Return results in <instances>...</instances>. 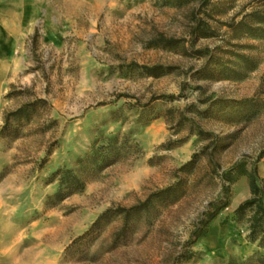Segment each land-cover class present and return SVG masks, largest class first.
Segmentation results:
<instances>
[{
	"label": "rangeland",
	"instance_id": "374dc122",
	"mask_svg": "<svg viewBox=\"0 0 264 264\" xmlns=\"http://www.w3.org/2000/svg\"><path fill=\"white\" fill-rule=\"evenodd\" d=\"M28 1L0 131L25 103L51 107L18 137L0 132V264H264L236 214L250 171L264 188V23L251 14L264 0ZM116 135L132 147L50 206L53 173Z\"/></svg>",
	"mask_w": 264,
	"mask_h": 264
},
{
	"label": "trees",
	"instance_id": "16d2710c",
	"mask_svg": "<svg viewBox=\"0 0 264 264\" xmlns=\"http://www.w3.org/2000/svg\"><path fill=\"white\" fill-rule=\"evenodd\" d=\"M251 14L257 16L259 22L264 23V14L261 15L257 10L253 11ZM199 31L200 30L197 29L194 34L197 35ZM163 40L167 45L174 44L175 42L172 39ZM33 44L35 46L38 44V33L33 36ZM138 66L143 68L144 72L148 75L159 76L163 74L161 66ZM170 98H172V96ZM46 106L51 107L46 99L37 98L34 101L23 104L16 110L7 112L4 117V125L0 131L1 134L6 133L18 137L21 129L29 124L33 118L39 114V111ZM127 146L126 141L120 142L119 135L109 137L105 143H96L90 153H87L83 157H79L77 159L76 169L60 168L56 170L53 173V179L58 181V188L53 195L48 197L47 203L50 206H54L67 197L83 191L93 174L102 171L104 168L116 162L127 148L130 149L132 147ZM188 164H191V162ZM227 178L230 181H233V178ZM258 180L259 176L257 170L253 169L249 172L252 195L239 204L236 209V214L239 218H244L245 216L248 217V239L253 242L258 241L259 245L264 247V188L259 184ZM176 187L177 185L169 186L165 189L154 192L143 203L131 207L130 209H121V212H124L125 218L128 219L132 213L134 214L147 208L155 199L163 198L165 195H172L175 192ZM215 216L216 213L211 214L206 222H210ZM100 220L95 222L93 228L100 223ZM207 223L205 225H207ZM204 234L205 231H203V227L196 229L193 235L194 241L204 236ZM185 255V259L189 260V258L193 256V252Z\"/></svg>",
	"mask_w": 264,
	"mask_h": 264
},
{
	"label": "crops",
	"instance_id": "0c3cea01",
	"mask_svg": "<svg viewBox=\"0 0 264 264\" xmlns=\"http://www.w3.org/2000/svg\"><path fill=\"white\" fill-rule=\"evenodd\" d=\"M36 6L28 0H0V101L14 70V53Z\"/></svg>",
	"mask_w": 264,
	"mask_h": 264
}]
</instances>
